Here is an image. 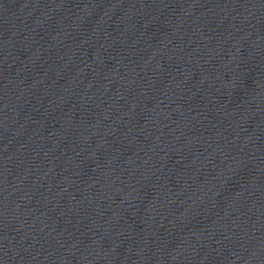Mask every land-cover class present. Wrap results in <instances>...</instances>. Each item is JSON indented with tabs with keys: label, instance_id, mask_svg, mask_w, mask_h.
<instances>
[{
	"label": "water",
	"instance_id": "1",
	"mask_svg": "<svg viewBox=\"0 0 264 264\" xmlns=\"http://www.w3.org/2000/svg\"><path fill=\"white\" fill-rule=\"evenodd\" d=\"M0 264H264V0H0Z\"/></svg>",
	"mask_w": 264,
	"mask_h": 264
}]
</instances>
